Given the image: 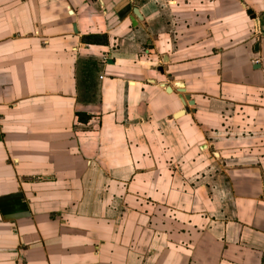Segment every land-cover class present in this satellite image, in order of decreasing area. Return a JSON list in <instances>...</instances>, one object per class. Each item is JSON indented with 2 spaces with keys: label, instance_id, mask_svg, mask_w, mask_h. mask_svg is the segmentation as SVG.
Masks as SVG:
<instances>
[{
  "label": "crops",
  "instance_id": "crops-1",
  "mask_svg": "<svg viewBox=\"0 0 264 264\" xmlns=\"http://www.w3.org/2000/svg\"><path fill=\"white\" fill-rule=\"evenodd\" d=\"M263 35L264 0H0V264H264Z\"/></svg>",
  "mask_w": 264,
  "mask_h": 264
},
{
  "label": "water",
  "instance_id": "water-1",
  "mask_svg": "<svg viewBox=\"0 0 264 264\" xmlns=\"http://www.w3.org/2000/svg\"><path fill=\"white\" fill-rule=\"evenodd\" d=\"M249 13L251 14V12H249ZM134 15H135L138 19H140L139 14H138V12H137L136 9L134 10ZM263 36H264V35H263ZM181 93H185V90H184V89H181ZM185 99H186L187 101L190 102V105L192 104L191 101H190V97H189L188 95H185ZM181 113H182V112H181ZM181 113H178V114H181Z\"/></svg>",
  "mask_w": 264,
  "mask_h": 264
}]
</instances>
